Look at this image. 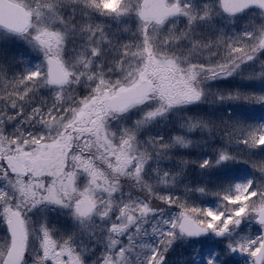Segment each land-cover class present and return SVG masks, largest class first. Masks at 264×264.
I'll return each mask as SVG.
<instances>
[{
	"label": "snow or ice",
	"instance_id": "obj_1",
	"mask_svg": "<svg viewBox=\"0 0 264 264\" xmlns=\"http://www.w3.org/2000/svg\"><path fill=\"white\" fill-rule=\"evenodd\" d=\"M90 6L106 16L119 17L125 11L122 4L115 10L107 8L104 0H90ZM256 10L260 12V23L256 27L250 28L247 22L236 27L237 20ZM135 14L143 20L142 13L137 11ZM174 15L183 17L186 26L178 36L165 38V48L169 44H180L181 38L188 39L198 21L212 23L215 28L216 18L227 17L231 27L220 26L215 40L210 36L203 42L207 54L198 52L201 59L186 62L179 55L157 58L145 25L140 29L138 41L120 45L118 70H123L125 57L141 55L142 63L136 65L133 71L114 80L104 75L99 79L90 75V93L79 97L76 107L56 108L53 105L56 111L73 113L64 125L66 130L71 129L67 139H73V132L94 136L95 143L82 135L74 139L82 140L89 150L96 147L98 151L107 153L105 164L114 176L134 179L137 185H143L146 195L139 197L125 192L118 180H110L102 171H94L89 151L82 148L84 156L88 157L83 171L90 178L89 183L107 195V199L86 198L85 205L69 191L78 190L73 178L68 177L67 183H63L60 165L41 159L43 145L40 148L36 145L45 139L43 136L13 134L7 137V152L0 154V181H3L0 184V225L7 233L0 246V264H86L68 241H57L54 229H50L47 223L39 226V250L32 253L29 241L35 230L33 213L56 208L67 209L71 216L81 220L97 219L99 223L96 227L109 234L110 243L106 250H102L90 264H97V261L99 264H177L176 260L169 259L177 241L187 243L189 248L199 244L205 250L211 249L217 242L211 237L205 240L200 237L208 234L215 237L231 235L242 224L255 226L254 233L229 242L222 259L238 254L246 258L244 264H264V161L241 156L242 152H247L251 157L253 152L264 147V123H249L230 112L212 114L215 107L222 105H264V93L225 92L206 87L210 82L233 77L264 83V0H233L228 6L222 0H216L215 4L204 2L201 7L190 2L178 3ZM60 23H66L63 17ZM4 30L28 37L40 57L39 63L32 68L26 67L19 74L18 83L24 91L13 93L16 100L24 101L30 92H38L37 85L52 87L49 65L52 57L62 56L67 47L66 33L47 28L33 30L31 27ZM85 30L89 32L87 52L93 59L100 57L102 52L98 45L101 40L97 32L101 33L103 44H111L112 41L102 26L93 28L88 25ZM94 39L96 43H92ZM214 46L215 50L208 51ZM133 48L135 51H132ZM145 52L148 53L147 60L142 56ZM14 59L15 55L0 53V62L10 63ZM91 63L89 60L85 67H91ZM257 68L260 70L257 71ZM60 83L66 85L70 80ZM157 95L159 102L153 103ZM16 100L10 104L14 111L7 116L9 123L24 116V110L17 108ZM56 100L60 101V95L56 96ZM199 103L211 105L210 113L188 116L182 123L170 124L167 130L147 136L144 151L134 154L145 139L143 133L137 134L136 127L150 125L174 111ZM53 108L42 114L43 110L38 105L29 113L27 120L40 117L42 122L50 124L57 119ZM133 112L139 113V117L134 121V127L122 130L118 145L120 152L116 153L117 145L114 139L109 138H114L116 132L110 131L107 121L112 115L125 116ZM59 119L64 121V115ZM25 122L21 120V123ZM0 123L3 121L0 120ZM74 124L81 126L73 127ZM15 131L18 132L19 127ZM21 136L25 137L22 142ZM234 148L236 150L232 151ZM184 150L207 152L209 155L208 158L191 159L184 154ZM113 157L115 164L112 163ZM239 162L247 163L253 170L252 178L246 182L229 183L215 190L206 184L192 186L190 180L183 182L190 165H195L203 173ZM147 172L156 177L154 183L145 179ZM45 174L50 179H44ZM58 179L61 181L59 184ZM99 179H103V186L97 183ZM193 196L215 198L217 208L201 206L192 199ZM102 204L105 207L99 211ZM91 251H96L95 245ZM187 252L188 249H184L183 264H193L195 253L188 256ZM204 264L220 262L207 258Z\"/></svg>",
	"mask_w": 264,
	"mask_h": 264
},
{
	"label": "rangeland",
	"instance_id": "obj_2",
	"mask_svg": "<svg viewBox=\"0 0 264 264\" xmlns=\"http://www.w3.org/2000/svg\"><path fill=\"white\" fill-rule=\"evenodd\" d=\"M24 6L27 11L31 14L30 25L33 30H41V29H56L62 33H66L67 35V47L64 48L62 56L54 55L53 57L59 59L64 69L70 73L71 82L66 86L54 87V88H46V95H52L51 99H56L57 95H60V101L56 100L54 105L56 108L64 107H76V99L80 96V94H89L91 90V85L89 83L88 77L90 75H94L97 79L101 75H104L106 78L110 77L111 79H115L116 77H123L127 72L133 71L136 65L141 64V55L125 57V64L123 70H118V61L120 60V45L132 41L135 43L140 38V29L145 25L148 27L149 36L151 37V44L153 46V50L155 52V56L157 58L161 56L171 57L173 55H179L182 60L186 62H195L201 59V56L197 55L198 52H203L207 54L203 49V42H206L209 37L215 40L216 36L219 35V27L224 26L225 28L231 27V21L227 20L226 17L216 18L214 21L216 27H213L212 23L208 22H197L192 29V33L189 35L188 39L181 38L180 44H169L166 48L164 47V41L166 37H175L178 36L182 29L186 26V21L183 17H175L164 23H154L151 21H143L138 19L135 14L137 11L140 12L141 2L142 0H104L105 6L109 9L115 10L117 8H121V4L123 6L124 14L115 17V16H106L101 15L94 8L90 6V0H12ZM197 1V0H196ZM185 0H181L179 3H185ZM194 3V2H193ZM204 3V2H203ZM203 3H197L196 7H201ZM215 4L213 1L208 2ZM75 17L74 19L72 17ZM63 17L66 23L61 24L60 18ZM93 20V21H91ZM96 21V22H94ZM244 22H247L250 28L256 27L260 23V12L256 10L252 13L247 14L245 17L237 20L236 27H240ZM185 24L182 28H175V25ZM75 25V27H73ZM91 25L93 28L97 26H102L104 29V33L107 34L108 38L112 41L111 44H103V37L101 33L97 32V37L100 38L101 42L98 45L101 47V56L96 58H91L90 54L87 52V44H88V36L89 32L86 31V27ZM28 27V28H29ZM174 27L173 30L169 31L170 28ZM132 33H136V35H132ZM92 43H96L95 39ZM192 49V51H188ZM16 52L20 50L21 52H29L34 58L40 62V57L37 56V53L33 50L32 45L29 43L28 37L15 35L11 32L0 29V53L11 54L9 51ZM215 50V46L213 49H209L208 51ZM135 51V48L132 49ZM143 59L147 60L148 53H142ZM89 60L92 61L91 67H85L89 63ZM163 64V60H161V65ZM98 65H103L102 67H98ZM109 69L112 71L109 72ZM257 71L260 69L257 68ZM0 69V87L1 80L3 77V73H1ZM4 78V77H3ZM78 78V79H77ZM6 79V76H5ZM222 81V83H220ZM92 83H95L93 81ZM230 84L231 87H227L226 84ZM53 87V86H52ZM206 87L209 89L217 90V91H246V92H254V93H264V83L259 81H246L241 80L239 77H233L226 80H219L210 82ZM62 89V91H60ZM7 91V90H6ZM0 93V120L3 123H0V128L3 129V132L0 133V149L3 153H6L9 147L7 137L15 134L20 136L21 133H25V128L22 125H16L18 120L27 119V114L30 112L25 109L24 116L17 118L15 121L9 123L7 116L13 113V109L9 106L15 98L12 97L10 99L7 92ZM87 94V95H88ZM7 98V99H6ZM159 102L158 95L154 97L153 103ZM17 103V102H16ZM55 108V110H56ZM211 105L206 103H199L189 105L185 108H181L177 111L170 113L168 116L164 117L161 120L155 121L150 125H143L141 127H136L135 131L139 135L143 133L144 141L141 143L140 147L136 149L135 153L138 155L140 152L144 151L146 145L147 136L158 133L160 131L167 130L168 126L171 124L173 126L179 123H182L187 120L188 116H199L206 113H210ZM233 108V109H232ZM199 112H196V111ZM48 111V110H47ZM264 105L258 104H229L217 106L214 109L212 114H220V113H232L233 115H240L244 118L247 113H250L254 116L255 121H257V117L263 114ZM56 115L57 119L55 121L42 122L40 117L38 119L37 125L43 126L44 131L41 135L45 139L40 141V144L36 145L37 148H40L41 145L47 144V146H52L55 144H61L66 141L68 136V132L71 129H65V123L73 116V113L68 111L64 113L63 111H53ZM64 115V121H60L59 117ZM139 117V113L133 112L130 115L125 116H117L112 115L109 117L107 124L110 131L116 132V136L113 138L109 136L110 139H114L117 147L115 148V152L119 153L120 149L118 145L120 144V135L122 130L127 129L129 127H134V121ZM47 119V118H46ZM249 123L252 121L246 119ZM26 121V120H25ZM21 122V121H19ZM27 123V122H25ZM256 124L257 122H253ZM80 124H74L73 127H80ZM84 127H88L90 125H83ZM19 127V131H15L16 128ZM62 134V135H61ZM82 135L83 138H86L93 143H95L96 138L88 133L77 134ZM76 135V136H77ZM198 135V133H197ZM74 136V132L72 133ZM75 137V136H74ZM25 137L21 136V142ZM31 139L30 137H28ZM77 142V140H76ZM31 147V145H30ZM235 151L236 149H231ZM264 152V147L253 152L254 155L249 157L247 152H242L241 156L244 159H254L256 161H264L263 158H260L259 155ZM184 154H186L191 159L196 158H208L207 152H197L196 150H184ZM99 159L101 160V167H104L105 157L107 153H102L98 151ZM264 155V153H263ZM262 155V157H263ZM112 163L115 164V158H112ZM72 166V165H71ZM100 169V168H97ZM99 171V170H96ZM102 171V170H101ZM104 175L112 180H118L121 185H123V190L125 192H132L134 196L144 197L146 195L143 190V185H137L135 180L126 176H108L105 173V169L102 171ZM2 175V173H0ZM253 170L247 164L243 162L239 163H231L225 166L217 167L213 169L211 172H203L195 166L190 165L188 168V175L184 183H187L189 180L191 181V185L195 186L196 184L207 185L208 188L213 190L219 188H223L227 186L229 183H242L246 182L248 179L252 178ZM61 177L63 178V183H67V178L72 177L74 183L76 184V189H70L74 196L80 198V200L84 197H89L93 199H107V195L97 189L95 186L89 183V177L85 175L83 171V166L79 169H72L70 172L64 169ZM126 178V179H125ZM145 179L150 183H154L156 177L151 174V172H147ZM58 184L61 182L60 179L57 181ZM3 181H0L2 184ZM98 184L103 186V179H99L97 181ZM134 187V189H132ZM192 199L196 200L201 206L211 208L213 205V209L217 208L218 201L215 198L207 197L204 199L199 198V196H193ZM105 205H101L99 211H102ZM116 207L114 205V211ZM51 210H45L38 214V217L33 213V220L35 223V230L32 232L30 237V249L32 253L35 254L39 250V226L41 224L47 223L50 228V221L52 216L49 214ZM62 218V216H60ZM69 214L67 222L68 225V241L70 238L72 240L68 241L71 246L75 247V249L81 254V256L85 259L86 264H90V261L93 259H97L100 252L102 250H106L107 245L110 243L108 239V233L106 231L103 232L102 236L98 238V235L95 231H91L92 227L96 228V223H98L97 219H85L80 221L79 223ZM76 225L81 227H86L88 236L83 237L80 241L75 237V227ZM93 229V228H92ZM255 231V226H249L246 224H242L240 229L237 230L236 233H232L231 235L226 234L224 237H215L209 234L206 238L211 237L213 241H216V246L211 249H203L199 244L194 245L192 248L188 247L187 243L183 241H177L174 246V250L170 253L169 259H173L177 261V264H183V252L184 249H188L187 255L191 256L195 253L196 259L193 261V264H204V260L207 258H213L216 261H219L220 264H244L246 258H241L238 254H232L231 256L224 257L222 259V254L226 249V246L229 242L233 240L240 239L242 236L251 235ZM6 235L5 227L0 225V236ZM205 240V239H201ZM95 245L96 251L92 252L91 249ZM99 264V261H97Z\"/></svg>",
	"mask_w": 264,
	"mask_h": 264
},
{
	"label": "flooded vegetation",
	"instance_id": "obj_3",
	"mask_svg": "<svg viewBox=\"0 0 264 264\" xmlns=\"http://www.w3.org/2000/svg\"><path fill=\"white\" fill-rule=\"evenodd\" d=\"M180 1L181 0H166V5L168 7H171V6L177 5ZM185 1L190 2V3L194 2L193 3L194 5H196L198 2L203 3V2H212L213 1L214 3H216V0H197V1L196 0H185ZM174 17L175 16L165 18L164 22L168 21ZM227 20L229 21L228 18H227ZM183 25H185V24H183V23L179 24V27L182 28V27H184ZM220 83H222V81ZM226 86L231 87V85L228 83L226 84ZM77 134H79V133L74 132V136H76ZM80 134H82V133H80ZM74 136H73V139H71V140L66 138V141L64 143H61V144H55L52 146H47V144H43V147L41 148V159L44 160L45 162L49 163V164H53V163L59 164L60 169H61V175H62L64 169L65 170L67 169L69 172L72 169H77L78 166H79V169H81V166L84 165L85 159H88V157L84 156L83 151H89L91 161L93 162V170L94 171H96V170H99V171L102 170L103 171L104 167L100 166L101 160L99 159L98 150L96 149V147H93L91 150H89V149H87L86 146L83 145L82 140L76 142V140L74 139ZM82 148H83V151L81 150ZM2 154H3V152H2ZM97 168H100V169H97ZM105 173H108V172L105 170ZM43 178L44 179H50V177H48L47 174H45ZM52 178H54V177H52ZM132 189H134V187ZM84 198H89V197H84ZM38 214H39V212H36L34 215H36L38 217ZM49 214L52 216L51 221H50V229H54L53 234L56 237L58 242H60V243L65 242L67 240L68 234H69V230H68L69 223L67 222L68 216H69V211L67 209L56 208V209H52V211H50ZM60 216H62V218ZM75 219L78 223L80 221H82L81 219H79L77 217ZM98 223H99V221H98ZM98 223H96V224H98ZM92 228H91V231L96 230L98 238H100L104 231H101L97 227L96 228L92 227ZM86 232H87L86 227H81V226L76 225L75 237L78 240L79 239L82 240L83 237L85 236ZM5 236L6 235H4V234H3V236H0V246H2ZM86 236H88L87 233H86ZM72 238H70L69 240L71 241Z\"/></svg>",
	"mask_w": 264,
	"mask_h": 264
},
{
	"label": "trees",
	"instance_id": "obj_4",
	"mask_svg": "<svg viewBox=\"0 0 264 264\" xmlns=\"http://www.w3.org/2000/svg\"><path fill=\"white\" fill-rule=\"evenodd\" d=\"M9 52L11 53L9 55H15V59L11 61L10 63L0 62V69L2 70L1 73H3V77H4V78L2 77V80H1L0 93L2 95V92L5 93V91L7 90L6 92H7V95H9L10 99H12L13 97L16 100V96L13 95V93H16V92L23 93L24 91V87H21L18 83L19 74L23 73L26 67L32 68L33 65L38 63V60L34 58L31 54H29V52H26V51L21 52L20 50H18L16 52V50H14V51H9ZM5 76H6V79H5ZM37 87H39V91L30 92L29 95L25 97L24 101L16 100L17 108L22 107L24 111L26 109L31 113L32 109L39 105L43 110L42 114H46L49 108H53V105L56 99H51L52 95H49V96L46 95L47 90L45 89V87L48 88V86L40 87L39 85H37ZM49 88H52V87H49ZM9 110H10V106H9ZM53 111L56 112L55 108H53ZM196 112H199V111L197 110ZM28 115L29 114H27V117ZM244 117L252 121V123L253 122H257L256 124L264 123V111H263V114L257 117V121H255L254 116L250 113H247ZM38 119L39 117H37L34 120H27L23 118V119L18 120V123L16 125L18 126L22 125L25 128H27L25 130V134L32 133L34 136H36L37 133L38 134L42 133L41 131L42 127H40L39 124L37 125ZM21 120H26L27 123L19 122ZM254 154L252 153L251 157L255 156ZM104 169L108 172L106 173L107 175H110V176L114 175L112 171L108 169L106 164H104ZM207 206L209 207L210 204H208ZM211 208L213 209V205L211 206Z\"/></svg>",
	"mask_w": 264,
	"mask_h": 264
},
{
	"label": "water",
	"instance_id": "obj_5",
	"mask_svg": "<svg viewBox=\"0 0 264 264\" xmlns=\"http://www.w3.org/2000/svg\"><path fill=\"white\" fill-rule=\"evenodd\" d=\"M222 2L228 6L233 0H222ZM175 8L176 6L167 7L165 0H143L140 13L143 15V20L160 22L164 18L174 15ZM30 18L31 14L20 4L11 0H0V28L9 30L28 28ZM48 71L49 79L53 81L54 85H61V81L69 80V75L63 70L62 64L55 58H52ZM83 201L86 205L87 201ZM203 237L206 236L200 238Z\"/></svg>",
	"mask_w": 264,
	"mask_h": 264
}]
</instances>
